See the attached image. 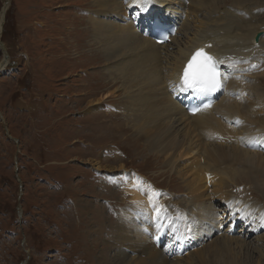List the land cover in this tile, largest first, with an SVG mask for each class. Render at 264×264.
<instances>
[{"label": "rangeland", "instance_id": "rangeland-1", "mask_svg": "<svg viewBox=\"0 0 264 264\" xmlns=\"http://www.w3.org/2000/svg\"><path fill=\"white\" fill-rule=\"evenodd\" d=\"M226 2L223 6L231 8ZM260 2L255 9L263 8L257 13L263 20ZM83 7H93L92 0H0V61L8 60L0 70V264H119L113 235L122 208L132 203L125 171L150 183L167 206L189 192L134 130L137 112L127 108L128 93L109 79L108 60L95 48L94 23ZM260 31L263 36L264 27ZM259 85L264 86V76ZM126 115L136 118L128 122ZM90 161L113 172L94 170ZM196 161L197 156L184 155L177 163ZM228 191L237 197L235 206L214 198L219 216L224 208L242 209L246 204L240 199L264 203V195L247 181L237 179ZM157 221L147 231L158 228ZM263 231L245 239L255 247ZM253 252L250 264H264Z\"/></svg>", "mask_w": 264, "mask_h": 264}, {"label": "bare ground", "instance_id": "bare-ground-1", "mask_svg": "<svg viewBox=\"0 0 264 264\" xmlns=\"http://www.w3.org/2000/svg\"><path fill=\"white\" fill-rule=\"evenodd\" d=\"M226 1L92 0L93 7H83L94 23L90 24V33L95 48L103 53L104 62L108 60L109 79L119 84L117 90L128 93L130 105L126 107L138 113L135 112L138 116L134 130L139 136H145L151 154L160 153L175 169L176 176L186 183L189 191L184 197L169 200L173 206H167L150 183L134 172L125 171L124 188L132 203L122 208L120 223L113 235L118 241L115 260L119 264H250L253 250L258 251L259 258H264L260 252L264 235L256 237L261 243L255 247L245 239L247 234L257 233L258 227L264 229V203L250 201L249 204L240 199V204L246 205L233 209L249 218L250 228L247 226L244 233L236 231V235H229L228 226L220 235L215 230L222 223L223 215L219 216L213 200L224 201L222 204L227 207L235 206L237 197L228 190L237 179L247 181L257 193L264 195V152L246 146L250 139L264 138V86L259 85L264 76V56L258 54L264 53V35L257 41L254 39L264 27V19L259 20L254 11L261 2L230 0L231 8H227L223 6ZM169 9L171 20L165 21L164 14ZM107 14H113L114 18H107ZM131 16L140 17V27L129 20ZM155 17L163 24L172 23L171 27L176 30L161 45L152 38ZM198 47L225 64L228 75L224 73L222 77L224 92L217 101L192 115L186 112L187 98L179 75L187 58ZM7 64V59L0 61V70ZM131 116H125L128 122L136 118ZM234 116L243 122L237 130H228L224 122ZM184 155L197 156L200 161L180 166L177 161ZM91 165L97 171L113 172L110 167L106 170L100 167V162ZM124 169L118 168L120 172ZM206 183H211V187ZM244 186L249 188L247 184ZM155 219L160 228L147 231ZM162 223L169 231V238L179 243L177 252L168 253V236L160 233ZM180 230L195 235H180ZM181 238L191 241V248L198 242L200 246L187 249L186 253L179 252L185 247ZM153 240L157 243L153 244ZM126 241L135 246L125 247ZM129 251L134 259L125 255Z\"/></svg>", "mask_w": 264, "mask_h": 264}, {"label": "snow or ice", "instance_id": "snow-or-ice-1", "mask_svg": "<svg viewBox=\"0 0 264 264\" xmlns=\"http://www.w3.org/2000/svg\"><path fill=\"white\" fill-rule=\"evenodd\" d=\"M217 76L218 73L212 57L200 50L185 67L182 83L186 88H193L198 92L205 93L215 91L219 86Z\"/></svg>", "mask_w": 264, "mask_h": 264}, {"label": "trees", "instance_id": "trees-1", "mask_svg": "<svg viewBox=\"0 0 264 264\" xmlns=\"http://www.w3.org/2000/svg\"><path fill=\"white\" fill-rule=\"evenodd\" d=\"M7 20H8V18H7ZM7 25H8V23L6 21L5 24H4V31L6 30Z\"/></svg>", "mask_w": 264, "mask_h": 264}, {"label": "water", "instance_id": "water-1", "mask_svg": "<svg viewBox=\"0 0 264 264\" xmlns=\"http://www.w3.org/2000/svg\"><path fill=\"white\" fill-rule=\"evenodd\" d=\"M259 35H260V33H259V34H257V36H256V38H255L256 40L258 39Z\"/></svg>", "mask_w": 264, "mask_h": 264}]
</instances>
